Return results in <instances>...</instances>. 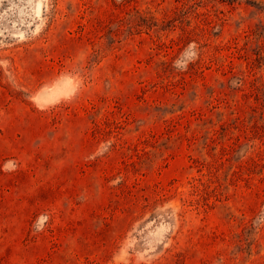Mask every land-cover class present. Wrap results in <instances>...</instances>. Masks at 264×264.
<instances>
[{
	"label": "rangeland",
	"instance_id": "374dc122",
	"mask_svg": "<svg viewBox=\"0 0 264 264\" xmlns=\"http://www.w3.org/2000/svg\"><path fill=\"white\" fill-rule=\"evenodd\" d=\"M0 264H264V0H0Z\"/></svg>",
	"mask_w": 264,
	"mask_h": 264
}]
</instances>
